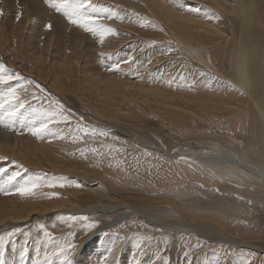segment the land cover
<instances>
[{
    "label": "bare ground",
    "instance_id": "1",
    "mask_svg": "<svg viewBox=\"0 0 264 264\" xmlns=\"http://www.w3.org/2000/svg\"><path fill=\"white\" fill-rule=\"evenodd\" d=\"M7 1L6 4L8 3L10 8H15V2L17 1L16 6H23L25 12H23L24 16H21V20L17 22L16 19H13L14 17L0 22V61L4 60L11 67L22 71H25L27 66L30 67L31 65L35 69V74L42 80H46L47 74L54 73L56 75L54 78L57 81H53V78V82L51 81V83H57V86H55L57 91H63L65 81H62V76L66 77L68 82L79 86L80 95H77V97L83 102L84 110L93 117H103L105 115L104 113H100L98 110L100 109L106 110V112L109 111L111 117L115 116L129 122L131 119H134L129 114L128 110H130V107L134 108V104L140 108L143 106L141 102H144V106L149 108L148 113L145 112L146 114L159 117L158 119H162L164 124L166 122V124L172 125L174 127L173 130L177 132L184 131L185 134L193 132L204 133V128H207L205 129L207 133L216 134L225 130L231 138L230 141L242 144V141H239L235 135L238 134L237 130L243 131L245 133V146H242V152L240 150L234 153L224 151L221 146L222 144L218 143L216 139L215 141L207 142L208 140L204 138L207 141L191 145L194 148L201 149V151L198 149L194 151L192 148L188 152L182 151L183 155L180 158L185 160L187 164L185 162L180 163L178 160H169L170 158L166 159V163L179 174V179L172 181H183V185H185L184 182H192L193 178L200 179L202 184L215 182L230 197L235 192L239 193V190L235 187H238L243 179L248 178L253 184L246 183L245 185L256 186L257 189L254 187L255 190L253 192H242L246 194V197L240 198L245 200V198L250 197L252 201L248 202L254 205V207L258 203H264V0H93V3L103 5L105 7L102 6L104 12H107L97 23L114 30V33H98L96 35H87L82 27L70 25L63 19L52 18L41 0ZM88 10L90 9L88 8ZM33 19L34 21L37 20L35 21L38 23H36L37 25L35 24L36 26L30 24ZM48 23L53 24L51 32L43 30V25ZM87 36L96 38L97 42L95 39V42L88 43L86 40ZM39 39L45 40L42 41L43 43H40ZM58 39L59 41H57ZM133 39L136 40L134 41ZM128 40L136 42L135 49L128 45ZM96 43L97 46H93ZM142 47L143 50L147 49V51L139 54L138 50ZM96 50L109 57L117 54V52H122V57L118 55L114 61L121 65V70L126 69L122 66L123 64L130 68L129 70L132 74L141 69L145 71L147 80L144 83H139L145 79L141 75H135L134 81H126L122 76H115V74L107 75L108 77L99 74L102 71L101 68L96 69L90 65L91 63L93 64V52ZM207 51H210L211 57L209 59L205 57ZM7 52L11 53V56H8ZM67 55H69L68 59H66ZM125 59L126 61H124ZM148 61H151V63L147 64ZM65 102L68 103L66 100ZM54 118L56 117L54 116ZM73 118L75 119V117ZM78 123L81 125L82 121L78 120ZM65 124L67 123L64 122L59 125H64L63 127L65 128ZM72 124H68V127H73L71 126ZM198 124L203 126H199ZM57 125L58 123L55 126ZM133 126L138 129L145 127V125L143 126L139 123H134ZM63 127L57 128L59 133H63L60 131L65 130L64 132L68 135L69 128L64 129ZM57 129H54L53 133ZM151 129H153V126ZM157 129H159L158 126ZM72 134L74 135L73 132ZM69 136L65 138L67 139ZM6 137L0 133V153L14 156L18 161L28 166H33L32 168L63 171L61 167L64 166H60L59 164L62 160L68 159L72 163V165L67 167L68 169H74L76 173L84 172L87 174L86 167L83 166V169L78 165L79 162L71 160V156L72 158L75 156V154L69 155L72 152L65 154L66 156L64 154L59 156L60 152L57 151V156H54L55 154L52 155L54 157L51 156V152L54 151L52 147L59 146L61 141L63 142L64 140H61L60 143L57 142L58 144H54L56 141L53 142V140V144L49 143L47 145L48 148L45 146L43 150V147L37 144L24 143L23 141L15 143L12 138ZM50 138L52 139V136ZM58 138L60 139V137ZM173 139L177 143L175 137ZM79 140L81 141L82 139ZM178 144H181V142ZM39 145H43V143ZM137 145L139 144L137 143ZM144 145L146 146V144ZM50 148L52 149L49 152L48 149ZM239 148L241 149V145H239ZM174 151L173 149L170 153ZM179 151L181 152V150ZM157 155L156 153L155 156ZM79 157L78 159H80ZM87 158L90 157L88 156ZM158 158L155 161L159 160ZM195 160L202 162L201 164L203 165L198 164V167L195 166L196 164L191 163ZM142 164L140 163L141 166ZM84 165H87V163ZM165 172L163 170V173ZM92 173L90 172L88 175H92ZM207 175H212L213 180H209ZM140 177L143 176L140 175ZM159 177H161L160 174ZM122 178L128 179L127 175ZM71 181L73 182V180ZM172 181L170 179L168 183ZM72 182L69 183L71 184ZM164 182L167 184V180ZM194 182H196V179ZM82 184L85 190H87L86 193L83 192L85 190L82 192L80 190L72 191L69 187L71 185H68L67 188L61 191L53 187L55 189V196L53 195V197L55 198L51 200L48 196L50 199L48 198L46 202H44V199L41 200L37 197L35 202L22 201L23 204L14 205L16 202L10 203L7 200L0 199V226L12 225L13 223H27L35 215H47L51 217L59 211L77 205L76 203L81 204L82 202L90 203L91 201H96L100 205H110L111 203L120 202L122 206L126 205V207H130L128 203L131 200H137L134 195L121 193L122 191L117 193V191L106 190L102 182L95 188V185L91 187L84 182ZM161 184L163 185V183ZM161 184H154L152 186L153 190L166 191L167 189L163 187L166 184L163 186ZM174 184L172 186H175ZM212 185L214 186V184ZM61 188H64V186ZM122 188L129 189L125 185H122ZM47 191H49V194L51 193L50 190ZM68 196L71 198V201L66 200ZM164 198V200H158L159 202L149 203V201H144L149 205L147 206L149 212L146 211V215L151 217L150 211L152 208L150 205L167 203V206H164L163 209H161L162 207H156L155 210L159 211L161 209L160 212H162V210H166V207H171L173 215L178 216L179 219L181 218L180 221L184 222L182 227L192 228L191 230H193L198 227H195V224L203 222L199 218L197 220L191 218V220H188L189 216H187L185 211L181 209L183 213L178 208L182 207L176 202L180 196L169 194ZM259 210L262 213L264 212V209ZM133 212L137 215H140V213L145 215L144 212L136 210ZM211 213L213 215L206 217L209 223L200 225L206 226L213 223L216 226L211 228L213 232L214 230L225 231L226 236L223 235L225 238L230 233L231 235L236 234L232 236L231 240H225L228 242L227 244L217 243L218 245L215 247L225 248L229 253L247 252L251 259H253L254 264H264L263 245L257 246L249 242V239L254 238L256 232L261 229L262 223L260 220L264 221V216L261 218L260 215H255L249 210L242 211L238 207H229L226 212L214 211ZM186 219L187 221H185ZM202 229V232H199L201 237L206 238L211 235V230H205L206 227ZM218 236L222 237V235ZM83 244L88 243L84 242ZM211 250L210 256L209 254L199 255L192 260L195 261L198 258H202L197 264L233 263L231 260H227V255L214 250V247ZM60 251L63 252L62 250ZM74 260L76 264H83L80 261L79 253L74 256ZM113 260L111 261L112 263Z\"/></svg>",
    "mask_w": 264,
    "mask_h": 264
},
{
    "label": "rangeland",
    "instance_id": "2",
    "mask_svg": "<svg viewBox=\"0 0 264 264\" xmlns=\"http://www.w3.org/2000/svg\"><path fill=\"white\" fill-rule=\"evenodd\" d=\"M41 1L45 9L47 10L48 14L52 18L56 17L59 20L62 19L64 21L66 20L67 23L72 25L69 22L68 16L65 14L64 10H61L62 12H60L57 11L55 7H52L53 3L63 4V0H54V1L51 0L52 2H50V0H46V1L41 0ZM91 1L92 4L95 5L96 7L95 9L88 10L89 12H91L93 15L101 13L100 14L101 16L107 13L104 12L103 9L105 7L103 5H100L98 3H93V0ZM6 2L8 1L0 0V22L11 17H14L13 19H16V22L18 20H21L22 18L21 16H24L23 12H25V8L23 6H16L17 1L15 2V8H10L8 6V3L6 4ZM102 6L104 8H102ZM87 9L88 8H85L82 11L84 13H88ZM35 21L33 19L31 23L30 22L28 23L35 25L37 23ZM48 24H51L53 27L52 23H48ZM48 24L43 25V30L51 32L53 28L51 27V30H49L47 28ZM85 33L87 35L98 34L88 31H86ZM95 39L94 37H90V36L86 37L88 43L95 42ZM44 40L39 39V42L43 43L42 41ZM133 40L135 41L136 39ZM133 40H128L129 42L128 45L133 47V49H135L136 42H134ZM57 41H59V39ZM93 46H97V43L96 45ZM96 51L93 52L94 65L92 63L90 65H92L93 68L96 69L101 68L102 71L99 74L104 76L115 74V76L117 75L122 76V78H124L126 81H132V80L134 81L135 75L136 76L141 75L145 79L144 81H141L139 83H144L147 80V75L145 71L141 69H139L135 74L134 73L132 74L129 70L130 68L126 67L125 64H123L122 66L128 70L126 69L121 70L120 68L121 65L119 63H115L114 61L116 56L119 55L122 57V52H117V54H113L114 56L112 55L109 57L104 53H99L100 51L98 52V50ZM146 51L147 49L143 50V47L140 50H138L139 54L141 52L144 53ZM205 54H206L205 57H207V59L211 57L210 51H207ZM8 56H11V53H8ZM68 58L69 55L66 56V59ZM124 61H126V59ZM149 63H151V61H148L147 64ZM6 64L7 63L4 60L0 61V65H4L5 68L10 73L13 74L18 73L20 77H22V79L20 81L11 80L7 84H0V100L6 101L4 103V109L9 108L12 104H17L20 101L24 102V107L20 108L11 116H9L8 113L4 111V109H0V115H3L5 121V123H0V133L7 136L6 138H12L13 142L15 143L17 141H23L24 143L26 142L29 144H37L38 146L43 147L42 148L43 150L45 146L49 145V143L53 144V142L56 141L54 143L56 144L57 142L60 143L61 140H64L65 142L61 141L59 146L57 145L52 147L54 151L51 152V156L53 154H55L54 156H57L56 155L57 151L60 152V153L58 152L59 156H62L63 154L64 156H66L65 154L72 152L69 155L71 156L75 154V156H73L74 158H72L71 156V160L73 162L74 161L79 162V164L78 163L77 164L80 165V167L83 169L84 167H86L85 170L87 174L84 172L76 173L74 169H68L67 167L72 165V163L68 159L62 160L59 164L60 166H64L61 167L63 171H53L51 169L43 170L38 168H32L33 166H28L27 164L18 161V159L14 156H8L3 153H0V188H4L10 192V194H4L3 192H0V199L7 200L10 203L16 202L14 203V205L23 204V202H27V201L35 202L36 201L35 199L37 197L38 199L41 200L44 199V202H46L48 201L49 197L51 198V200L52 198L53 199L55 198L53 197V195L55 196V191H54L55 189L53 187H48L47 185L49 184L56 185L55 188H58L59 190L56 189L58 191H61L67 188L68 185H71L69 187L72 191L80 190L82 192L83 190H85V187L82 184V182L86 183V185L91 187L95 185L94 188L96 186H99L102 182L106 190L109 189L112 192L117 191V193L122 191L121 193L134 195L135 199L137 198V200L135 201L131 200V202L128 203L131 208L129 206L126 207V205L122 206L120 202H116L115 204L111 203L110 205L109 204L100 205L96 201H91L90 203L82 202L81 204L76 203L77 205L59 211L51 217H48L47 215L46 216L35 215L27 223H23V224L13 223L12 225L9 224L6 226H0V238L8 237L9 234L15 232L14 236H11L10 239H5L4 242L2 254L5 260V264H20V254L25 250L27 251V255L25 256V264H38V263L39 264H69V261L71 262V264H76V261L74 260V256L77 255V253L80 254V261L83 264H102V263L111 264L112 263L111 261L113 259L114 260L112 264H188V263L197 264L202 258H198L195 261L192 259H194V257L199 255L209 254L210 256L212 251L211 248L213 247L214 250L219 251L223 255H227L228 256L227 260H231L234 264H244L245 260L249 261V264H254L253 259H251V257L247 252L229 253L228 250L225 248L221 249L219 247H215L220 243L227 244L228 242H226L225 240H231L232 236L236 234L231 235L230 233V235L225 238L223 236L226 234L225 231L221 232L220 230H214L213 232V229L211 228L216 227L214 226L213 223L207 224L210 228L207 225L206 226L200 225V224L209 223V221H207L208 218L206 217L213 215L211 212L214 211L226 212L229 209V207H238L242 211L249 210L255 215H260V217L262 218V216H264V212L262 213L259 209H264V203H258L254 207V205L248 202V201H252V199H250L249 196H248L249 198H245V200L241 199L246 197V194L242 192H253L255 190L256 186L245 185L246 183L253 184V182L248 178L243 179V181H241V183L243 184L240 183L238 187H235L239 190V193L235 192L231 196L232 197L231 198L227 194V192L225 193L224 190L220 186H218L217 183L215 182L202 184L200 179L195 178L196 182H194L195 179L193 178L194 180L192 179L191 180L192 182L189 181L187 183L184 182L185 185H183L182 184L183 181L181 182L172 181L179 179L178 177L179 174L176 170L170 168L168 163H166L167 162L166 159L168 158H170L169 160H178V162L180 163L181 162L186 163L185 160H182L180 158L183 155L182 151L184 150L183 152L185 151L188 152L191 148L195 151L198 148H194L191 145H195L200 143L201 141H207V140H208L207 142H210L213 140L215 141L216 139L218 143L222 144L221 146L223 147L224 151L234 153L240 150L242 152L243 150L242 146H245L244 144L245 133L243 131L237 130L238 134L235 135L236 138L239 139V141H242V144L241 143L238 144L236 141L234 142L230 141L231 138L229 137L227 131L225 130H222L221 133L210 134L207 133V131L205 130L207 128L203 127L204 133L193 132V133L185 134L184 131L177 132L173 130L174 127L172 125L170 124L168 125L166 124V122L164 124V121L162 119H158L159 117L157 116L155 117V115L149 116L150 114L149 115L146 114L148 113L149 108L144 106V102H141L143 106H141L140 108H138L136 105L132 103L133 106L135 107L134 108L130 107V110L128 111L130 112L129 114L132 115L134 119H131L129 122L121 120V118H117L115 116L111 117L110 115L111 113L109 111L106 112V110H100V109H98L100 113H104L106 116L104 115L103 117H99V116L93 117L90 113L84 110L83 102L77 97V95H80L79 86L75 85L74 83L68 82V79L66 77L62 76V81L63 80L65 81L63 91H59V90L57 91V89H55L57 83L55 84L51 83L52 79L56 77L54 73H53L54 75L52 74V72L47 74L46 80H42L38 78L37 74H35L34 72L35 69L31 65L30 67L25 65L27 66V69L25 71L24 70L22 71V70H17V68L11 67V65L8 64L6 65ZM97 72H99V70H97ZM29 81H31L32 83H28ZM53 81H57V79L54 78ZM20 85H22V87ZM37 85H39V87H37ZM9 87H16V96H17L16 100L8 101L7 92ZM64 99L69 104L66 103ZM57 102H59V105H62V108L59 107ZM46 113L55 114L56 117L55 120L58 121L57 122L58 125L55 126L57 124L56 122H50L48 130H45L39 135H33L29 131V129L33 126L38 127L41 121L47 118L45 116ZM137 114L139 115V117ZM61 117H67V119H62ZM73 117H75V119L77 120H75ZM139 118L142 120H140ZM78 120L82 121L81 125H79ZM73 121L77 123L75 124ZM64 122L67 123L65 124V128L67 129L69 128L67 133L70 136L67 139L65 137H67L68 135L64 132L65 131L64 130L65 128L63 127L64 125L63 126L59 125L61 123L63 124ZM133 122L139 123L143 126L145 125V127L139 129L135 128L133 126L134 125ZM70 123L71 124L73 123L71 125L73 127H68L69 126L68 124ZM190 123L192 122L190 121ZM198 125L203 126L201 124ZM81 126L83 127V129ZM152 126L153 129L155 128L154 130L151 129ZM157 126L159 127V129H157ZM62 127L64 128L63 129L64 131L61 130L60 132L63 133H59V130L57 128H62ZM54 129H57L56 131L58 133L56 131L55 133H53ZM72 132L74 133V135L72 134ZM85 133H88L87 134L88 136ZM181 133L183 136L181 135ZM60 134L64 139H61ZM179 134L181 135V137H179L180 136ZM50 135L52 136V139L50 138L51 137ZM56 135L58 136L56 137ZM58 137H60V139ZM73 137H79V139L82 140L80 141L79 139H76L74 141ZM173 137H175V141L177 143L174 142ZM204 138L207 140H205ZM135 140H137V142H135ZM80 142L82 143V145ZM180 142L181 144H178ZM41 143H43L44 146L39 145ZM137 143L139 145H137ZM78 144L80 145L78 146ZM144 144H146V146ZM239 145H241V149L239 148ZM52 148L48 149V151L50 152ZM93 149H95V151H93ZM173 149L175 151L170 153V151ZM179 150H181V152ZM199 151H201V149ZM81 153L83 154L85 153V154L82 155ZM156 153L158 154L157 156H155ZM79 155L81 156L79 157ZM76 156H78L80 159H78V157ZM88 156L90 158H87ZM159 156L160 158H158ZM172 157L173 159H171ZM157 158L159 160L155 161V159ZM161 158H163L164 161L161 160ZM86 163L87 165H84ZM140 163L141 164L143 163L142 166L140 165ZM152 163L154 164V167ZM191 163H193L194 165L196 164L195 166L197 167L198 164L203 165L201 164L202 162L198 160L192 161ZM147 165H150L154 170ZM163 170L164 172L165 171L166 172L163 173ZM90 172L91 173L94 172V173H92V175H88ZM67 174L68 176H66ZM159 174L161 177H159ZM126 175L128 179L122 178ZM140 175L143 176L144 178L140 177ZM13 176H15V179H10ZM168 178L171 179L172 181L170 182L171 184L168 183L170 181V179ZM207 178L209 180L211 179L213 180L212 175H207ZM71 180H73V182ZM165 180H167V184L166 182H164ZM64 181L66 182L67 185L65 184ZM26 182L29 184L36 183L40 185L38 187L39 190L38 188H35L37 190L34 189L33 194H30L31 196L30 195L21 196L16 191V189L21 185H24ZM69 182L72 183L70 184ZM158 183L160 184L163 183V185L166 184L164 186L161 184V186L165 187L167 190L166 191L159 190L158 188H157L158 190L156 189L153 190L152 186ZM173 184L175 186H172ZM212 184H214V186ZM58 185L59 187H57ZM60 185H63L64 188L60 189L61 187ZM122 185L127 186L129 189H123ZM73 186H75V188H73ZM140 186L144 188H141ZM101 188H103V186H101ZM168 189L171 190L169 191ZM47 190H50L51 193L49 194V191ZM172 190L175 192H173ZM35 192L39 194H36ZM83 192L86 193L87 190ZM45 194H47V196H45ZM169 194H176L180 196V198L177 199L176 202L182 206L181 208L180 207L178 208L180 210L183 209V211H185L187 216H189L188 220L191 219L197 220L199 218L200 221L203 220V222H201L200 224H195V227L196 226L198 227L193 230H191L192 228L182 227L184 225V222L180 221L181 218L179 219L178 216L173 215V213L171 212V207L169 208L166 207L165 211L162 210V212H160L161 209L164 208V206H167L166 205L167 203H163L160 205H156V204L150 205V207L154 211L152 210L150 211L151 217L146 215L145 212L148 211L147 206L149 205L146 204V202L144 201H149V203L156 201L159 202L161 200H164L165 199L164 197L168 196ZM66 200L71 201V198L68 196L66 197ZM138 200L139 202H137ZM156 207H162V208L159 209V211H156L155 210ZM134 210L144 212L145 215H143L142 213H140V215H137L133 212ZM156 220L158 223L156 222ZM185 221H187V219ZM260 222L262 223L261 229L258 230V232H256L254 238L249 239V242L257 246L263 245L264 247V221L260 220ZM205 227H206L205 230L212 231L211 235L207 236L206 238L201 237L199 233L202 232L203 230L202 228ZM45 233H47L48 235H45ZM218 235H222V237ZM205 239L207 240L205 241ZM84 242L88 244H83ZM82 245L83 247L85 246L84 249H82L83 248ZM62 249L63 252L60 251ZM233 263L227 262V264H233Z\"/></svg>",
    "mask_w": 264,
    "mask_h": 264
},
{
    "label": "snow or ice",
    "instance_id": "3",
    "mask_svg": "<svg viewBox=\"0 0 264 264\" xmlns=\"http://www.w3.org/2000/svg\"><path fill=\"white\" fill-rule=\"evenodd\" d=\"M50 2H51V0H50ZM52 6L55 7L57 11L64 10L65 14L68 16L69 22L73 25H77L79 27H82L85 31L92 32V33H114L113 29L106 28L104 25L97 23V21H99L100 19L103 18L99 13L96 15H93L91 12L84 13L82 11L85 8L95 9L96 6L92 4L91 0H63V4L53 3ZM51 27H52L51 24L47 25V28L49 30H51ZM101 42H102V39H101ZM21 79H22V77H20V75L18 73L17 74L10 73L5 68L4 65H0V84H7L11 80L20 81ZM28 83H32V82L29 81ZM20 86L22 87V85H20ZM37 87H39V85H37ZM7 98H8V101L17 99L16 87H9L8 88ZM5 102L6 101L0 100V109H4V103ZM57 104L59 105V102H57ZM23 107H24V102L20 101L17 104H12L9 108L4 109V111L7 112L9 116H11L16 111H18L20 108H23ZM59 107L62 108V105H59ZM45 116L47 118L43 119L38 127L33 126L29 129V131L33 135H39L42 132H44L45 130H48L50 122H58L54 118L55 114H47L46 113ZM61 118L67 119V117H61ZM0 123H5L3 115H0ZM5 126H7V125H5ZM85 134H88V133H85ZM93 134H95V133H93ZM61 139H63V137H61ZM76 139H79V137H73L74 141ZM93 151H95V149H93ZM81 154L83 155V153H81ZM10 179H15V176L11 177ZM39 186L40 185H38L36 183L29 184L26 182L24 185H21L20 187H18L16 189V191L21 196L30 195V194H33L34 189L39 187ZM47 186L48 187H55L56 185L49 184ZM60 186L62 187L63 185H60ZM0 192H3L4 194H10V192L4 188H0ZM17 231H19V230H17ZM14 235H15V232L9 234L8 237L0 238V264H5V260H4L3 254H2L5 239H10L11 236H14ZM45 235H48V234L45 233ZM62 251H63V249H62ZM26 255H27L26 250L20 254V264H25V256ZM69 264H71L70 261H69ZM244 264H249V261L245 260Z\"/></svg>",
    "mask_w": 264,
    "mask_h": 264
}]
</instances>
